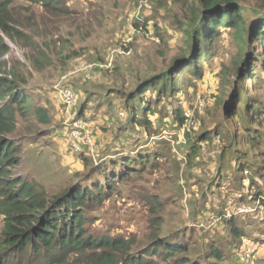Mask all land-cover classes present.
Returning <instances> with one entry per match:
<instances>
[{"label":"rangeland","instance_id":"374dc122","mask_svg":"<svg viewBox=\"0 0 264 264\" xmlns=\"http://www.w3.org/2000/svg\"><path fill=\"white\" fill-rule=\"evenodd\" d=\"M129 1L62 0L69 11L57 13L25 0L9 6L7 29L0 28L7 46L0 53V73L17 77L30 102L48 115L41 122L29 111L18 114L10 135L21 147L13 174L50 198L75 183L101 180L120 157L147 158L130 164L133 170L113 179L108 197L84 211L88 235L122 237L133 255L152 251L157 238L172 244L178 238L189 252L177 257L200 262L209 240L222 251L217 264H241L236 253L241 238L232 236L227 223L233 219L244 237L258 243L255 258L263 261L264 204L254 195L257 185L264 193V39L247 38L255 66L249 78L230 77L240 42L224 24L205 44L200 79L182 67L171 75L174 90L158 95L148 86L141 93L144 83L160 86L186 54L182 28L192 25L188 18L199 4L145 0L142 9L154 16L152 31L144 19L138 22L142 30L131 32L120 18ZM239 1L248 25L264 12V0ZM65 89L75 97L69 106L60 100ZM74 121L91 128L94 152L85 144L74 152L66 143ZM239 203L252 211L238 213ZM2 229L0 216V235ZM160 251L147 255L148 264L173 263L174 257L163 260ZM83 259L72 254L62 264H86Z\"/></svg>","mask_w":264,"mask_h":264},{"label":"trees","instance_id":"16d2710c","mask_svg":"<svg viewBox=\"0 0 264 264\" xmlns=\"http://www.w3.org/2000/svg\"><path fill=\"white\" fill-rule=\"evenodd\" d=\"M14 1L0 0L2 29H7L8 8ZM25 1L41 4L52 13L69 11L61 6L62 0ZM197 1V13L188 18L192 25L182 28L183 42L186 45L183 59L180 57L175 60L170 73L161 77L160 86L155 87L150 82L144 83L141 93L148 86L150 89L157 88L158 95L167 88L174 90V78H171V75L178 73L182 67H187L192 76L200 79L203 75L200 64L206 50L205 44L214 39L219 33L218 28L224 24L234 29L240 42L238 58L230 77L232 73L234 77H248L254 71L255 66L251 61L254 56L248 51L247 38L253 39V42L264 39V12L248 25L244 7L239 0ZM6 49L7 46L0 35V53ZM174 66L177 67L175 71ZM19 83L17 77L0 73V216L3 220L0 264H62L66 257L72 254L84 257L82 262L86 264H148L147 255L158 250H161L159 256L163 260L174 257L172 264H217L222 260V251L209 240L204 241V256L200 262L187 256L177 257L189 252L187 245L177 242L178 238H174V244L157 238L152 245V251L146 249L140 255H133L130 253V244L122 237L102 236L95 239L88 235L85 227L88 218L84 211L91 204H99L108 197V189L111 188L113 179L120 178L123 172L133 170L128 166H135L148 160L147 158H143V161L142 157H120L109 165L112 172L104 175L101 180L92 181L89 186L75 183L50 198L46 197L43 189L37 188L21 176L14 175L12 169L20 160L21 147L10 135L16 130L18 114L23 116L29 111L41 122H48L47 110L42 106L33 105L30 102V94ZM130 104L134 118L135 107ZM230 109L231 105L227 107V110ZM176 118L183 122L182 117L176 115ZM257 188L255 199L264 204V193H261L259 185ZM227 223L230 225L232 236H244V231L233 223V219H228ZM24 255L28 258L23 262ZM259 260L254 264H264V260Z\"/></svg>","mask_w":264,"mask_h":264},{"label":"built area","instance_id":"2783aa9c","mask_svg":"<svg viewBox=\"0 0 264 264\" xmlns=\"http://www.w3.org/2000/svg\"><path fill=\"white\" fill-rule=\"evenodd\" d=\"M146 1L145 0H139V2L135 6V15L138 16L140 10L142 7L145 5ZM138 30H142V25H138L137 27ZM154 40H157V38H154ZM60 100L67 104L69 106L72 104L75 100L74 94L70 89H65L61 93V98ZM122 115V113H120ZM189 114L186 115V119L189 118ZM72 128L69 129V131L66 133L67 134V144H70L72 146V150L74 152H81V147L82 144H85L88 148L89 152H94L95 150V142L92 139L91 136V128L87 127L85 125H81L80 122L74 121L72 124ZM236 198L238 200H241L243 198L242 193H237ZM259 200V199H258ZM238 213H243L246 211H252V208L248 205H245L244 203H239V205L236 207ZM236 213V212H235ZM226 217H230L231 213L228 212L225 215ZM221 219V216L213 218L212 222H216ZM258 248V243L246 238L244 236L241 237V244L236 250L237 253V258L241 264H254L255 263V254L257 252Z\"/></svg>","mask_w":264,"mask_h":264},{"label":"crops","instance_id":"0c3cea01","mask_svg":"<svg viewBox=\"0 0 264 264\" xmlns=\"http://www.w3.org/2000/svg\"><path fill=\"white\" fill-rule=\"evenodd\" d=\"M119 5H122V3L118 4V3L114 2V5H112V6L119 7ZM140 12H139L138 16H136L134 14L135 13V5L133 3V0L126 2L124 5L123 16L120 17V18L125 17V21L122 22L123 28L124 27H127V28L132 27L131 32H135L136 25L138 24V22L143 21L145 19L147 21L146 23L148 24L145 26V28L150 29V31H152L151 27H152L153 18H154L153 15H150L152 13V11L149 8L145 7L144 9H141ZM119 20H121V19H119ZM132 20H133V22H132L133 25L130 23ZM263 246L264 245H262V247Z\"/></svg>","mask_w":264,"mask_h":264}]
</instances>
